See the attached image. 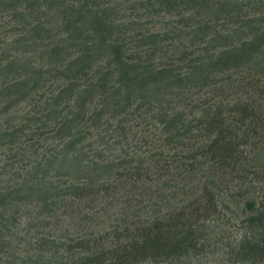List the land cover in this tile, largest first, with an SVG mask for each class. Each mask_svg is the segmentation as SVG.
<instances>
[{"label":"trees","instance_id":"trees-1","mask_svg":"<svg viewBox=\"0 0 264 264\" xmlns=\"http://www.w3.org/2000/svg\"><path fill=\"white\" fill-rule=\"evenodd\" d=\"M0 37V103L34 105L0 144L66 138L41 171L71 179L35 201L0 187V264H264L247 154L264 144V0H0Z\"/></svg>","mask_w":264,"mask_h":264},{"label":"rangeland","instance_id":"rangeland-1","mask_svg":"<svg viewBox=\"0 0 264 264\" xmlns=\"http://www.w3.org/2000/svg\"><path fill=\"white\" fill-rule=\"evenodd\" d=\"M135 1L137 2V4L142 3V0H135ZM2 19L4 21L5 18H2ZM162 19H163L162 15L157 13L155 14L154 17L145 16L144 19L143 20L141 19L140 21L143 22V26H144L143 29L153 30L155 29L154 26H156L157 29H160L162 27L161 23H157V22H161ZM144 22L146 24H144ZM155 23L157 24L155 25ZM186 31L188 32L193 31L192 34H195L196 32L194 28L192 29L187 28ZM0 39L4 40L3 37L2 38L0 37ZM3 42L4 41L0 40V53L3 52V49L5 47V43ZM5 42H8V41H5ZM197 50H199V48H197ZM1 73L2 72H0V75ZM221 77L224 79L223 76ZM1 84L2 83H0V85ZM159 85L166 86L164 81H161ZM159 85L156 84L157 87H162ZM153 87L155 86L147 85V88L150 91ZM46 97L47 96L45 97L42 96L41 98H39V101H44ZM16 98L17 96L9 97V98L5 97L3 98L4 102L0 103V134L6 135V132L8 130L11 131L13 128L20 127L21 125H23L21 124L22 120H25L26 118L28 119L27 112H31V113L34 112L32 111V108L34 105L30 106V103L32 102H29V101L24 102V101L18 100L16 103H13V100H16ZM102 98H100L99 96H95L91 99V102L87 104L88 105L87 110L90 111V113L95 112L97 110L98 112H102L105 114L103 115L102 118H100L101 121L107 119L108 114L110 115L114 111L111 101L103 103ZM27 119L25 121H27ZM26 124L28 125V123ZM82 127L86 128L85 123H82ZM34 128L35 127H33V129ZM3 140L4 139L0 140V142ZM4 142L5 140L3 141V143ZM57 142H58V139L55 140V139L50 138L49 140L44 141L40 143L39 145H35L33 148H31L29 146L30 145L29 140L26 144H24L21 141L14 145L13 147L14 149L11 152L8 151L11 148V145L1 146L0 144V172L3 173L2 175H0L1 176L0 179L3 180V183L0 185V187L5 186L6 190L8 191L6 192V195H7L6 199L8 201H10L11 198H17L18 196L23 195L24 192L26 194V191L28 192L29 195H31L29 196V198L32 201H35V196H37L36 191H39V190L41 191V189H43L45 184L53 183L54 185H58L56 183L60 181L63 182V184L70 183L71 179L69 177H62V178L56 177L55 171H54L55 167H52L46 173H43L41 171V169L46 167L44 166V164L47 160H52L53 158L54 161L52 162V165H55V163L58 162L57 160H60L62 158L63 155L62 154L60 155L59 151L61 150V147H64V142H66V138H64L63 142L58 144L59 145L58 147H56ZM21 149H25V150L22 151ZM19 151L23 152V154L22 155L19 154ZM70 153L72 152L70 151ZM4 154H7V155L9 154L10 156H13L15 154V156H13V158H11L10 160H7L5 158L6 155ZM247 154L251 159L252 165H255V166L258 165V166L264 167V144L260 143L255 150H249ZM91 155L92 154L90 150H87L86 152H84L85 159H83L82 165L83 164L85 165L86 163H90L93 166L92 164L93 160L91 159ZM19 158H23L26 162L21 161L20 162L21 164L20 163L17 164L16 162L19 160ZM32 163H34L33 165L36 167V170L34 172H32V168H33L31 167ZM252 178L253 177L251 175H248L247 177V179H252ZM25 179H27V182H24ZM29 192H35V195H32V193L30 194ZM29 213L31 212L29 211ZM32 217H29L28 212H23L21 213V216L16 217V223L15 225L12 224L11 227L16 226L17 228L22 229L25 226V224H27L28 220L32 219ZM231 223H232L231 225L234 226L235 222L231 221ZM229 231L230 233L234 232L235 237H237L238 233L241 234V230L239 229L238 226L234 229L231 228ZM221 254L222 253H219V255ZM210 259H212V261H210ZM213 260H214L213 257L206 258L202 260L201 264H238L236 263V261L231 260V259L224 260V257H219L214 262ZM206 261L207 263H204Z\"/></svg>","mask_w":264,"mask_h":264}]
</instances>
